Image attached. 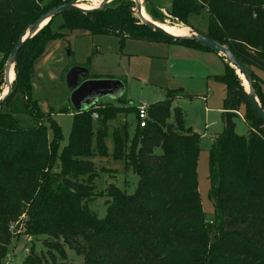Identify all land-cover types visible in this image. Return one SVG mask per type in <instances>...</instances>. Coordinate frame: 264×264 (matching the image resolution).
<instances>
[{"label": "trees", "instance_id": "trees-1", "mask_svg": "<svg viewBox=\"0 0 264 264\" xmlns=\"http://www.w3.org/2000/svg\"><path fill=\"white\" fill-rule=\"evenodd\" d=\"M44 1L0 0V96L5 62L17 41L43 14L75 0H53L46 5ZM140 1L141 7H154L151 0ZM162 1L168 2L169 15L184 26L189 25V18L207 14L206 30L198 32L229 49L249 70L252 89L264 111V96L250 71L264 72V0ZM60 16V30L210 52L191 40H174L147 27L138 19L132 0H113L102 9ZM54 18L19 50L11 93L0 104V260L11 241L10 225L26 211L28 235L68 242L85 264H264V123L250 105L236 70L224 62V73L217 77L225 86V99L223 130L208 155L213 220L204 216L197 192L200 137L183 126L180 108L171 115L169 97L175 91L148 106L145 127H136L138 148L128 159L123 158L126 140L113 136L111 157L122 161L125 170L132 168L138 183L132 195L110 185L111 202L105 217L98 219L85 204L96 177L90 160L93 138L95 153L104 156L105 135L100 126L107 120L101 114L112 116L121 110L101 111L96 105L77 112L67 144L59 151L60 128L31 100L33 64L47 42L62 36L50 29ZM240 104L245 105L247 136L234 132L233 119ZM21 115L32 119L33 125L21 127ZM47 123L52 129L50 141ZM79 177H86V183H78Z\"/></svg>", "mask_w": 264, "mask_h": 264}, {"label": "rangeland", "instance_id": "rangeland-1", "mask_svg": "<svg viewBox=\"0 0 264 264\" xmlns=\"http://www.w3.org/2000/svg\"><path fill=\"white\" fill-rule=\"evenodd\" d=\"M52 1L46 0L43 4ZM151 1L154 7L148 9L142 6L143 12L153 22L177 31L176 35L186 36L192 31L206 30L205 12L189 18V25L184 26L169 15L168 2ZM73 2L80 8L92 9L97 8L102 0ZM62 23L60 15L49 23L51 31L62 36L46 43L43 53L33 64L31 80V100L35 102L40 113L49 115L61 130L62 140L59 151L67 144L73 116L77 113L71 104V91L65 82L71 68L86 70L90 81H117L124 90L119 100L105 97L99 100L96 106L101 111L110 107H118L121 111L112 116L101 114L107 120L104 126H100L101 132L105 135L106 154L103 152L104 156H99L95 153L93 138L90 160L93 162L96 177L91 180L89 194L91 197L85 202L87 208L96 218L103 219L107 204L111 202L109 196L112 193L108 189L110 185L126 195L134 193L138 177L132 168L125 170L122 161L111 157L113 136L117 135L126 140L123 158L128 159L129 154H132L131 151L135 152L138 148L136 127L139 126L135 117L136 108L142 103L149 106L162 102L167 92L175 91L169 97L172 100L171 115L174 109L180 108L184 114L183 126L200 137L197 192L204 216L208 221L213 220L215 199L211 194L208 155L212 143L223 130L220 110L225 99V86L217 80V77L224 73L222 59L212 52H206L210 57L197 55L196 50L176 44L122 40L117 36L92 35L81 30H60ZM1 61H3L2 55H0ZM228 66L232 68L229 64ZM250 71L255 75L254 83L257 90L264 96V72L254 68H250ZM236 75L243 88L247 89L237 72ZM4 87L3 84L1 94L4 93ZM4 110L6 109L2 108V111ZM235 114L237 116L233 119L235 134L247 136L249 128L244 121L245 105L240 104ZM18 120L21 127L33 125L32 119L25 115L18 116ZM46 136L48 141L52 139V129L48 123ZM156 154H159V151ZM55 172H59V169ZM86 180V177L77 179L78 183L84 184ZM28 223L29 216L25 211L19 220L10 225L11 241L0 264H85L83 256L79 255L77 249L68 242L48 240L46 236L28 235ZM209 236L212 240L214 233Z\"/></svg>", "mask_w": 264, "mask_h": 264}, {"label": "water", "instance_id": "water-1", "mask_svg": "<svg viewBox=\"0 0 264 264\" xmlns=\"http://www.w3.org/2000/svg\"><path fill=\"white\" fill-rule=\"evenodd\" d=\"M113 0H102L100 5L97 8L92 9H83L79 6L75 5L74 2H69L62 4L60 6L55 7L54 9L43 14L34 24L29 26L25 34L22 38H20L11 53L9 54L4 67V86L6 88V93L0 96V104L8 97L11 93V85L13 79L10 80V73L13 71L14 62L16 60V56L23 46V44L35 36L48 22L64 13V12H77L85 14L92 10L102 9L104 6L111 3ZM135 3V12L138 19L145 24L147 27L152 29L155 32L164 34L168 37L177 39H187L191 40L203 48H206L212 53H215L224 58V60L236 70L239 76L243 77L244 82L247 85V90L244 88V91L247 95V99L252 106L253 110L256 112L257 116L264 123V111L261 109L259 101L257 100L255 93L252 89L251 85V74L249 70H247L236 58V56L229 49L218 45L213 42L203 34L198 31H192L189 36H172L166 33L163 28L150 20L149 18H145L142 16L141 11V1L140 0H132ZM66 86L71 91L70 100L71 104L76 110V112L86 111L89 107L94 106V104L105 97L112 98L113 100H118L123 94V86L117 81L111 80H88L87 71L73 67L71 68L65 78Z\"/></svg>", "mask_w": 264, "mask_h": 264}, {"label": "built area", "instance_id": "built-area-1", "mask_svg": "<svg viewBox=\"0 0 264 264\" xmlns=\"http://www.w3.org/2000/svg\"><path fill=\"white\" fill-rule=\"evenodd\" d=\"M147 109H148V105H146L145 103L140 104L137 108H136V122H137V126H139L140 129L144 128L146 125V121H147ZM92 118L94 120L97 119V115L93 114ZM211 224V222H209Z\"/></svg>", "mask_w": 264, "mask_h": 264}, {"label": "bare ground", "instance_id": "bare-ground-1", "mask_svg": "<svg viewBox=\"0 0 264 264\" xmlns=\"http://www.w3.org/2000/svg\"><path fill=\"white\" fill-rule=\"evenodd\" d=\"M141 14H142V16L143 17H145V18H148L147 17V15L143 12V9H142V11H141ZM161 26V25H160ZM162 28H163V30L166 32V33H168V34H170V35H172V36H181V35H176L177 34V31H175L174 29L173 30H170V29H168V28H165V27H163V26H161ZM186 36H189V35H186ZM13 71H11V73H10V80H12L13 79ZM242 77V76H241ZM242 80H243V77H242ZM244 81V80H243ZM245 83V82H244ZM246 84V83H245ZM247 86V85H246ZM244 87H245V85H244ZM246 89V88H245ZM247 90V89H246ZM6 93V88H5V90H4V93L3 94H5Z\"/></svg>", "mask_w": 264, "mask_h": 264}, {"label": "crops", "instance_id": "crops-1", "mask_svg": "<svg viewBox=\"0 0 264 264\" xmlns=\"http://www.w3.org/2000/svg\"><path fill=\"white\" fill-rule=\"evenodd\" d=\"M196 52L198 53L197 55H201V56H204V57H210V56H208V53H206L204 51L196 50ZM217 56L221 58V56H219V55H217ZM221 61L224 64L225 61L223 59ZM100 100H102V99H100ZM98 102H99V100L94 104V106H96ZM220 111H221V115H222L224 113V111L222 109ZM239 118H241L243 120L242 117L239 116Z\"/></svg>", "mask_w": 264, "mask_h": 264}]
</instances>
